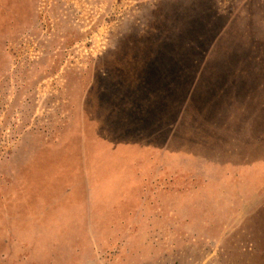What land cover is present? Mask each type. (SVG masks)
I'll return each mask as SVG.
<instances>
[{
    "label": "rangeland",
    "instance_id": "374dc122",
    "mask_svg": "<svg viewBox=\"0 0 264 264\" xmlns=\"http://www.w3.org/2000/svg\"><path fill=\"white\" fill-rule=\"evenodd\" d=\"M0 264H264V0H0Z\"/></svg>",
    "mask_w": 264,
    "mask_h": 264
},
{
    "label": "trees",
    "instance_id": "16d2710c",
    "mask_svg": "<svg viewBox=\"0 0 264 264\" xmlns=\"http://www.w3.org/2000/svg\"><path fill=\"white\" fill-rule=\"evenodd\" d=\"M191 22V31L189 33H182L179 37L180 41L183 42H189L192 44V40L195 39L199 46H196L194 49H192L194 52H184V53H177V52H171L169 55L166 56V60L169 67V72L175 75H180L182 71V68H185L190 63L195 62V55L199 54L201 52V47L203 48L204 45L209 43L211 40L210 33L208 34H201L198 32V35L195 36L194 34L198 31L197 26L199 29L203 26L204 20L202 19H196L193 18L190 20ZM211 32V31H210ZM193 45V44H192ZM153 60V57H149L147 55L146 60H144L142 69L138 71L136 78H143L150 74V71L147 69L148 65L151 64V61ZM154 63L157 65L159 61H154ZM153 63V64H154ZM155 65V66H156Z\"/></svg>",
    "mask_w": 264,
    "mask_h": 264
}]
</instances>
